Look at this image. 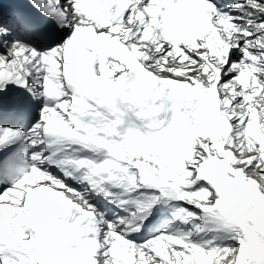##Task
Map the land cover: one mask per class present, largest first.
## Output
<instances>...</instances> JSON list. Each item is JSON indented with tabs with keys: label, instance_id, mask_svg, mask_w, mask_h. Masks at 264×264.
Returning <instances> with one entry per match:
<instances>
[{
	"label": "snow or ice",
	"instance_id": "6c2138e0",
	"mask_svg": "<svg viewBox=\"0 0 264 264\" xmlns=\"http://www.w3.org/2000/svg\"><path fill=\"white\" fill-rule=\"evenodd\" d=\"M0 264H264V0H0Z\"/></svg>",
	"mask_w": 264,
	"mask_h": 264
}]
</instances>
